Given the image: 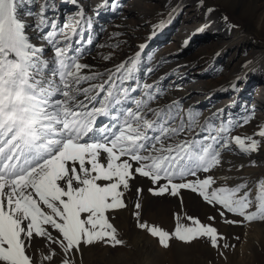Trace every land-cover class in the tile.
Instances as JSON below:
<instances>
[{"label": "snow or ice", "instance_id": "6c2138e0", "mask_svg": "<svg viewBox=\"0 0 264 264\" xmlns=\"http://www.w3.org/2000/svg\"><path fill=\"white\" fill-rule=\"evenodd\" d=\"M117 7L114 0L87 10L81 0H0V264H85L89 252L114 256L144 238L161 256L205 245L227 259L236 245L218 221L264 224V177L220 174L226 163L229 173L245 167L227 162V153L264 151V124L234 134L254 114L241 124L224 119V109L203 116L170 97L182 86L165 84L168 74L151 79L159 63L145 64L147 42L117 62L122 33L108 45L94 41L97 18ZM178 10L161 14L147 39ZM214 12L205 6L206 16ZM96 47L110 49L102 70L87 62ZM186 194L213 214L186 211ZM172 202L169 227L149 218L155 205ZM123 214L127 230L117 223Z\"/></svg>", "mask_w": 264, "mask_h": 264}, {"label": "bare ground", "instance_id": "6f19581e", "mask_svg": "<svg viewBox=\"0 0 264 264\" xmlns=\"http://www.w3.org/2000/svg\"><path fill=\"white\" fill-rule=\"evenodd\" d=\"M165 1L169 2V0H115L114 2L118 4V7L114 11H104L97 18L94 25V36L102 35L104 37V39L99 40L98 45L111 44L115 42L110 39L112 33H122L123 35L116 39L126 41V43H121V48L116 50L118 53L116 61L118 62L125 55H131L138 50V45L147 42L148 47L145 49L146 56L144 57L145 64H151L153 61L159 63V69L151 79H157L168 74L167 76H171L170 79H173V81L175 79L176 81L181 80V83H175L174 85H181L182 90L173 88L170 91V97L183 99L186 105H192L200 109L203 116H209L217 109H224V119H231L241 124L246 118L254 114L250 123L234 129V134L251 135L257 130L258 125L264 124V42L252 39L249 30L240 28L232 30L230 23H226L223 19L218 22L222 28H206L203 32L195 33L197 25L195 27L193 25L197 21V16L191 14L188 9L186 15L182 18L179 15L180 11H185V7L182 6L177 8L179 10L171 22L163 30H158V35L149 41L147 38L152 31V25L162 18L157 15L162 14L161 12L165 9ZM199 1L192 0L193 7L204 12L205 7L201 6ZM214 1L223 5L234 3L235 7L238 3H249L248 11L245 13L250 14L262 7V12L258 15V28L261 30L257 31V34H264V2L262 3L264 0ZM81 2L87 10L95 6L97 0H81ZM126 3L132 4L130 12L120 10V7ZM71 7V5H66L64 9H70ZM131 12H138V14L137 16L129 15ZM170 31H176L175 35L179 36L171 48H169L170 44L166 43L164 38ZM206 39L212 40L214 44H205L203 40ZM185 40L189 41L187 46H183ZM109 51L108 47H105V49L96 47L93 49L95 59L91 56L87 62L95 64L102 70L106 62L101 59V55L107 54ZM246 52L247 56L244 59L243 70L238 76L224 77L223 81L217 85L213 84L214 86L205 84V79L212 78L213 74L218 72L216 67L222 66V74L224 76L228 75V65L234 61L238 54L245 55ZM148 57L152 59L149 60ZM195 65H199L196 70L198 72L189 74L188 69ZM245 65L247 66L245 67ZM204 71H207L206 74H211V77H196L198 73ZM164 83L170 85L168 78L164 80ZM232 85H236V87L233 88ZM253 86L256 87L257 91L255 97L250 95ZM225 160L230 162L231 165L244 164L245 167L238 173L235 169L229 173L227 169L230 165L226 163L225 170L220 173L221 175H228L237 179L243 177L253 182L264 177V151L253 153L250 156L239 152L227 153ZM252 161H255L254 166ZM125 216L128 220L126 214ZM128 221L126 224L129 223ZM262 225L264 224L253 223L242 229L241 235L244 237L239 236L244 239L242 241L243 252L244 249H250V241L259 237L262 238L264 235ZM134 242L136 245L134 250L124 253L118 252L114 256H108L106 251H102V253L89 252L86 254L85 264H104L101 262L102 258L107 260L105 264H148L150 261V257L147 255L149 249L139 239H135ZM135 256L138 261L134 260Z\"/></svg>", "mask_w": 264, "mask_h": 264}, {"label": "rangeland", "instance_id": "374dc122", "mask_svg": "<svg viewBox=\"0 0 264 264\" xmlns=\"http://www.w3.org/2000/svg\"><path fill=\"white\" fill-rule=\"evenodd\" d=\"M115 1V0H114ZM109 2H113V0H109ZM166 6L165 9L161 12L164 16L167 15L169 11H171L173 8L178 7H185V11L182 10L179 12V15L183 18V16L186 15V11L189 9V12L191 14H196L197 21L193 25H197L196 28H199V26L207 25L206 28H222L218 24L219 20L222 19L223 16H227L229 18L230 24H236L238 25L240 29H245L250 31V37L255 40H259L261 42H264V34H257L259 30L258 28V15L262 12V7L257 9L258 11L254 13H245L248 11V5L249 3H238L235 7L234 3H228V4H218L214 0H204L205 6H212L215 8V12L212 13L210 16L205 15V11L202 12L200 10H196L195 7H193L192 0H169L165 1ZM200 2V1H199ZM264 1H262L263 3ZM203 6V7H205ZM132 9V4H124L122 7H120V10H125L126 12H130ZM69 10V8H65V13ZM203 13V14H202ZM241 13V14H240ZM244 13V14H243ZM138 12H131L129 15L137 16ZM157 16H161V14H158ZM241 16V17H240ZM248 20V22H246ZM250 20V21H249ZM202 21V22H201ZM148 26V25H147ZM264 28V27H263ZM178 29V28H177ZM196 30V29H195ZM176 31H170L167 33V35L164 36L166 39L165 42L170 44L169 48L172 47V44H175L177 39L179 38L178 35H175ZM197 33V32H195ZM100 36V38H99ZM97 37L94 36L95 43L98 44L100 39H104L102 35H99ZM107 39V38H106ZM105 39V40H106ZM205 44L212 45L214 42L212 40H203ZM106 43V42H105ZM105 45V44H104ZM194 48V47H193ZM105 49V47L101 48ZM93 53V50H92ZM91 56L94 57V53ZM90 56V57H91ZM245 56H247V52L245 55L242 53L238 54L234 61H232L228 66V75L222 74V66L216 67L218 72L213 74L212 78L205 79V84L209 86H214L223 81L224 77H235L238 76L242 70L244 65V59ZM89 57V58H90ZM199 68V65H195L191 68H189V74L198 72L196 71ZM214 68V67H213ZM214 70V71H217ZM207 71L200 72L196 77H211V74H206ZM207 75V76H206ZM190 76V75H189ZM171 76H167L168 82L170 85H174L175 83H181V80L176 81V79L173 81V79H170ZM214 84V85H213ZM257 93L256 87L253 86L251 90V96L255 97L254 95ZM151 199V197H148ZM191 198V199H187ZM185 210L201 216V218L206 217L207 215L213 214L210 207L205 205L204 203H201V201L194 195L186 194L185 195ZM193 200V201H190ZM196 201V202H195ZM191 202V203H190ZM189 203V204H188ZM201 203V205H200ZM195 204V205H194ZM198 205V206H196ZM195 206V207H194ZM176 207L175 203H167V204H159L155 205L153 209L149 212V218L152 220H157L160 223H162L165 227H169L171 225V220L168 216L167 209L172 208L174 209ZM188 207V208H187ZM193 208V209H191ZM201 210V211H200ZM209 211V212H208ZM203 213V214H202ZM205 213V215H204ZM207 214V215H206ZM125 214L121 215L117 219V223L122 225L126 230L129 227V223L126 224L128 220H126ZM129 222V221H128ZM219 230L225 234L229 238L228 242L235 244L236 247L234 249H230L226 251V257L227 259L220 258L216 255V253L208 248L205 245H198L196 248L191 250H184V249H176L173 252L165 253L162 256L159 254H154V243L148 240L147 238H144L142 240V243L145 244V246L149 249L148 251V257H150V261L148 264H264V235L259 238H255L253 241H250V249H244L243 252V245L242 241H244L243 238L240 237L239 241H236L233 239L235 236L241 235V231L244 227L239 226H233V225H226L218 221ZM262 228L264 229V225H262ZM240 232V233H239ZM233 236V237H232ZM244 237L243 235H241ZM141 241V240H139ZM150 241V244H149ZM153 248V249H152ZM152 249V250H151ZM242 249V250H241ZM106 250H97L94 252H101ZM129 250H120V253L128 252ZM256 251V252H255ZM236 252V253H235ZM102 263H106V259L102 258ZM135 261H138V258L134 257ZM122 264H129V263H122ZM134 264V263H133Z\"/></svg>", "mask_w": 264, "mask_h": 264}]
</instances>
